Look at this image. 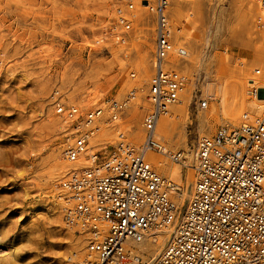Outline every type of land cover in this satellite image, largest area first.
I'll use <instances>...</instances> for the list:
<instances>
[{
	"label": "rangeland",
	"instance_id": "obj_1",
	"mask_svg": "<svg viewBox=\"0 0 264 264\" xmlns=\"http://www.w3.org/2000/svg\"><path fill=\"white\" fill-rule=\"evenodd\" d=\"M126 1L0 0V264H67L70 257L85 256L87 234L65 227L60 216L56 183L62 173L50 176L56 155L71 141L69 123L61 127L53 100L85 113L133 88L141 96L139 88L151 77L152 15L140 0H129L133 21L123 42L104 35ZM191 2L180 3L177 17L174 0L168 8L173 40L189 55L179 65L187 77L180 92L186 93V109L172 137L174 152L186 143L191 151L199 132L211 135L226 124L220 119L219 89L230 87L238 69L251 66L254 75L256 68L264 69L256 0ZM201 99L207 100L205 108ZM136 102L123 117L134 127L144 112ZM182 169L181 182L170 177L180 193L191 185L184 178L190 170ZM176 201L182 206L185 198Z\"/></svg>",
	"mask_w": 264,
	"mask_h": 264
},
{
	"label": "built area",
	"instance_id": "obj_2",
	"mask_svg": "<svg viewBox=\"0 0 264 264\" xmlns=\"http://www.w3.org/2000/svg\"><path fill=\"white\" fill-rule=\"evenodd\" d=\"M256 3L263 12L258 27L264 31V0ZM146 4L154 40L151 77L145 89L139 88L146 104L142 139L134 142L121 126L138 88L119 100L106 97L85 113L53 100L72 139L62 150L68 169L58 181L63 221L87 234L85 256L73 264H141L144 252L134 243L167 226L174 227L172 235L154 264H264V81L251 80L248 88L251 98L262 99L258 115L244 112L237 125L220 124L213 134L197 138L191 190L179 206L180 186L160 174L147 153L162 150L156 125L185 87L179 65L188 54L173 40L170 0ZM132 9L129 0L118 6L104 35L123 42ZM254 73L264 76V69ZM200 101L205 108L207 100ZM103 128H111L113 142ZM172 158L181 159L178 153Z\"/></svg>",
	"mask_w": 264,
	"mask_h": 264
},
{
	"label": "bare ground",
	"instance_id": "obj_3",
	"mask_svg": "<svg viewBox=\"0 0 264 264\" xmlns=\"http://www.w3.org/2000/svg\"><path fill=\"white\" fill-rule=\"evenodd\" d=\"M144 1H145V3H142V4L140 3V4L142 7L146 8L148 10L149 5L146 4V1L149 4H151L152 1H148V0H144ZM183 1H188L189 4L192 3L191 0H174L175 9H174V12L172 14L173 17H177L180 14V12H179L180 6H181L180 3H182ZM170 2H171V0H170ZM257 10L259 13V17L262 16L263 12H262L260 6H258V4H257ZM136 16H137L138 20L141 19L142 18V12L137 11ZM177 31H178V29H177ZM258 48H260V50H262L263 45L261 44L260 46H258ZM262 62H264V57L262 58ZM251 69H252L251 66H246L244 68L241 67L240 69H238L237 77H235V79L231 83L230 87L227 88V87L222 85L219 89L220 119H222L224 122H226L228 124L235 125L236 124L235 122L239 120V117L244 112H247L250 114H256V115H258L261 112V109L263 107L262 99L251 98L250 95L248 94V86H250V84L252 83V82H250L251 80H253L256 84H259V85L263 84L264 76H258V75L251 74ZM185 99H186V93H182V95L178 97V100H177L178 103L176 102L173 105H171L169 107V109L167 110V112L160 116V118L157 122V125H156V137L161 144L162 150L160 152H157V151L148 152L147 158L157 168V170L159 171L160 174H162L164 176H169V178L170 177L174 178L179 182H181L182 178H183L182 167L186 166L188 168V170H190L191 172L185 171V173H184L185 182L189 183V181H191V185H192V182H193L192 150L187 151V149H185V148H188L187 143H186L183 145L185 148H183L184 150L182 152H179V151L174 152L175 146L172 144V137L174 136V134L176 133V131L178 129V124H179L178 121L182 117V115L186 109L185 108V102H186ZM137 100H139L140 102H136L134 105H137V108L139 110L144 111V107L146 106V104L144 102L141 103V101H142L141 96L138 97ZM212 108L213 107H211V109ZM59 118H62V116H59ZM52 121L54 123V120H52ZM60 121L62 123L61 127L65 126L64 123H66V122L68 123V121L63 119V118ZM134 123H136V122H134ZM49 124H51V123H49ZM134 125L135 124H131V122L127 123L126 121L124 122L123 120H122V124H121V126L129 132L132 140L134 142H136V141H139L142 139L143 132L141 129V125L136 126V127H134ZM182 129H183V127H182ZM102 134L110 136V138L112 139L113 133H112L111 128H103ZM68 135L69 136L67 137V141L72 140L70 132ZM204 135H207L206 130H204L201 133L199 132L198 137H202ZM111 141L113 142V139ZM181 147H182V145H181ZM176 153L180 154V158L182 157L181 156L182 154L184 155V157L179 162L178 161L176 162V160H174L172 158V156L176 155ZM61 156L59 157V154L56 155V158H55L56 162L54 163V165L52 167V174L50 175L52 177H54V175H56V174H57V176H60L61 173L63 175L65 173V171L68 169V166H67L68 164L64 163L65 161L63 160V158ZM56 184H58V182ZM191 185L187 191H183V193L182 192L180 193V191H179L175 195V198L177 199V197L179 196V197H181L182 200L185 198V201H186V199L189 195V192L191 190ZM58 189H59V187H58ZM59 191H60V189H59ZM59 191L57 192V200H59L58 204H60L59 211L61 212L60 216L62 219V223L65 227L71 229L72 226L66 224L63 221L62 202L58 198L59 197L58 196ZM59 211H58V213H59ZM173 229H174L173 226H167L161 230H158V231H155L153 233L146 235L144 240H142L140 243H134L137 250H139L140 252L141 251L144 252V254H142V256H141V260H142L141 264H154V262L159 257L160 253L162 252L163 248L165 247L166 243L170 239L172 232H173ZM72 251H74V250H72ZM68 260L69 261L67 262V264H73L74 263V260H72L71 257Z\"/></svg>",
	"mask_w": 264,
	"mask_h": 264
}]
</instances>
